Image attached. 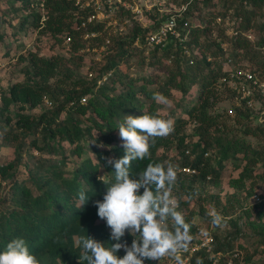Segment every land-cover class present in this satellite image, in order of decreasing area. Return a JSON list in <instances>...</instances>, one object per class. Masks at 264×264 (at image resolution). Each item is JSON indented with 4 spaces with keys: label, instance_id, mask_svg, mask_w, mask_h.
I'll use <instances>...</instances> for the list:
<instances>
[{
    "label": "trees",
    "instance_id": "trees-1",
    "mask_svg": "<svg viewBox=\"0 0 264 264\" xmlns=\"http://www.w3.org/2000/svg\"><path fill=\"white\" fill-rule=\"evenodd\" d=\"M8 1L12 5L10 12L21 9L32 14L22 19L16 31L24 32L31 21L40 34H52L56 43L64 41L65 44L71 39L74 52L86 48L88 41L84 40V33L78 28L88 13L78 11L76 0ZM16 3L19 8H15ZM227 17L236 21L238 35L233 39H229L223 27L216 26L217 19ZM3 19L6 18L3 17L0 23H5ZM257 19L263 20L259 23V31L264 34V0H201L189 8L182 21L188 26L190 36L185 49L172 48L164 50L161 55L155 50L148 60L143 53L139 70L136 71L128 65L133 55L129 53V48L135 45L140 32L146 36L158 27V22L144 30L135 29L129 40L114 42L113 46L118 52L110 57L111 61L92 84L75 72L63 73L66 67L61 57L44 58L31 53L24 71L25 81L6 90L0 87V132L15 154L12 162L5 165L0 162V253L6 250L9 242L23 238L30 252L41 259L42 264H87L80 261L81 249L76 247L78 238L89 236L106 247L116 243L111 239V229L105 220L99 218L95 206L96 201H103L107 191V185L98 177L105 176L107 181L115 182V168L108 164L107 159L118 160L126 153L118 138V126L124 122L125 116L159 113L161 118L169 119L161 114V107L153 95L160 93L167 98L173 91L189 99L177 104L187 121L172 115L170 119L175 121L174 133L167 138H158L151 148V159L132 161L130 171L132 177L136 178L149 163L164 162L195 170L194 175H178L173 191L178 198L177 211L184 215L190 225L192 242L197 240L199 233L193 224L194 213L189 211V203L197 195L205 193L208 185L220 186L223 179L229 176V186L242 190L248 181L253 182L259 176L255 171L258 165L262 170L261 175L264 174V147L256 149L250 142V138H264V123L260 122L264 120V115L256 117L252 109L245 107L234 116V123L240 129L237 127L233 130L228 128L227 119L221 115H211L208 110L212 107L209 102H217L219 88H227L221 84V79L228 76L224 72L228 59L232 60L233 65H238L242 56L244 60L258 64L252 69L253 72L264 71V61L258 59L259 51L256 53L246 37L258 24ZM89 32L101 34L104 26L93 25ZM213 35L217 39H212ZM4 37L0 32V41ZM227 40L231 44L228 57L222 49V43ZM262 40L261 47L264 38ZM115 61L127 64L128 69L130 67L131 71L137 73L145 71L147 65L151 66L161 72L163 80H159L160 75L156 80L153 75L135 80L130 78V73L120 72L113 65ZM109 72H112L111 78L103 83L104 86L100 85V80ZM51 80L54 83H50ZM141 80L143 84H139ZM149 83L160 85L152 90ZM196 88L197 99H192ZM115 90L118 92L116 95ZM46 100L51 107L54 106L52 111H44L40 115L27 113V110L39 109ZM12 107L19 110L14 114L16 122L11 116ZM254 120L259 122L253 125ZM191 121L199 124L195 130L198 137L196 142L180 136L187 122ZM66 145L71 149L69 153ZM172 150H178L180 159L168 157ZM161 151L163 155L159 153ZM43 154L48 157L43 158ZM24 155L30 157L28 161ZM73 156L80 160L76 170H70L68 166V163H76ZM21 167L24 170L21 171ZM27 171L28 176L21 179ZM81 191L89 199L82 207L79 202ZM143 191L141 189L139 194L142 195ZM185 196L188 197L187 202L183 200ZM248 196H252L251 190L246 193ZM254 210L257 217L264 221V203L256 204ZM247 215L250 219L251 212ZM237 222L234 224L236 227ZM168 225L171 229L170 219ZM251 226L260 229V245L253 253L244 254L242 260H235L234 264H264V222H252ZM211 236L214 250L204 249L195 253L189 264H196L198 258L203 260V264H214L219 253L224 255L219 263L227 264L236 251L244 248L237 242L238 237L232 234L224 238ZM57 238L60 243H54ZM134 239L130 233H126L121 243L126 241L130 247ZM117 255L123 258L126 252L121 249ZM255 255H262V260L254 262ZM144 264L165 263L145 260Z\"/></svg>",
    "mask_w": 264,
    "mask_h": 264
},
{
    "label": "rangeland",
    "instance_id": "rangeland-1",
    "mask_svg": "<svg viewBox=\"0 0 264 264\" xmlns=\"http://www.w3.org/2000/svg\"><path fill=\"white\" fill-rule=\"evenodd\" d=\"M91 1L93 0H82L81 3L85 5L87 2ZM188 1L189 0H170V3L174 5H180L187 3ZM200 1L201 0H193L191 6H194ZM152 3L153 2L146 3L144 1H137L136 5L139 7L141 14H133L130 12L128 14L120 13L111 15L107 20L105 32L98 36V40H89L88 43H86V48L81 49L79 52H74L69 43L64 44V41L56 43L55 37L50 33H46L45 35L40 34V30H36L33 27L31 21H29L30 24L27 23V27H25L24 32L16 31L15 28L19 26L22 19L28 17V14H31V11H21L20 9L16 12H10V9L12 8L10 2L8 0H0V21L3 17L6 18L3 19L5 23H0V32L5 36L3 40L0 41V87L6 90L16 83L25 81L24 71L27 67V59H29V55L31 53L39 54L44 58H53L56 56L61 57L65 62L66 67V70L63 73H66L67 71L75 72L81 79H84L86 82L92 84L97 76L102 72L106 64L111 61L110 57L114 56L118 52V50L114 48V42H118L122 39L129 40L133 37L135 29L140 28L144 30L156 24L159 15L156 10H149ZM18 6V3H16L15 8H19ZM45 19L46 17L44 16L43 21H45ZM256 22L258 24H255L253 29L247 34L252 37V40L249 41L256 53H258V51L260 53L258 59L264 61V53L262 54L261 52V43H263L262 39L264 38V34L263 32L259 31V23H262L263 20H258ZM141 34L142 33L140 32L139 36ZM212 39H217L216 35H213ZM229 39L231 38L229 37ZM82 42L85 41L82 40ZM223 43H226L227 45V51L225 53L228 57L229 54H231V44L229 40ZM142 47L143 44L141 47L134 45L133 47L129 48V53L133 55L130 58L128 65L130 67H134V70L136 71L139 70V64L143 56L142 54L144 53L148 60L151 58V53L153 52L150 51V55H147L146 52L148 50ZM118 64L119 63H117V61L113 63V65L116 66L120 72L122 71L124 73H130V78L132 77L135 80H138L142 76L143 79H146V77L150 75H153L152 77L155 78V80L158 78V75H160L159 80H163L161 72L155 70L151 66L145 65V71L143 70L142 72L137 73L133 70L131 71L129 66L128 69L127 64L125 63ZM226 64L228 66L227 69H232V66H234L233 64H228V61ZM239 64H246L247 66L245 67L249 69H254L256 66H258L256 63H251L247 60H244L242 56L240 57ZM77 67L80 68L79 71L77 70ZM262 71L263 70L259 71L257 74L260 79L264 81V71ZM143 82L144 81L141 80L139 81V84H143ZM50 83H54V81L51 80ZM158 85L160 84L149 83L148 86L150 89L155 90L158 88ZM102 86H104V84H102ZM197 90V88L193 90V94L191 96L192 99H197ZM217 93H219L217 102H214L213 100V102H209L210 105L212 104V107L210 106L208 109L209 113L214 116L221 115L224 119H227L228 128L236 130L238 127V129H240V126H237L234 123V116L239 110L245 109V106H239L237 104L230 87H220ZM114 94H118L117 90L114 91ZM187 98L188 97L183 96L177 91H173L172 95L167 97V99L170 101L168 105L159 104L161 107V114L170 118H172V115H178L187 121L188 118L185 116L183 110L177 106V104L183 102V99L185 101H189ZM53 108L54 106L48 107L47 105L43 104L37 110H27V113L40 115L44 113V111H52ZM18 111L19 110L14 107L11 108V116L14 118V122L17 120L14 114ZM263 111V103L256 100L253 108L254 115L256 117H262ZM258 122V120H254L252 124L256 125ZM198 125L199 124L194 123L193 121L187 122V126L184 128L183 133L180 134V136L184 135L187 141L191 140L196 142L198 137L195 130L198 129ZM118 138L119 142L124 145V141L120 138V135ZM250 142L256 147V149L264 147V138H250ZM65 148L67 153L71 151V149L68 148V145H66ZM33 153L38 155L34 150ZM159 153L161 155L164 154L162 151ZM40 156L42 157V155ZM46 157H48V155L43 154V158ZM168 157L170 159H180V153L178 150H172L168 154ZM14 158V149L4 142L0 132L1 164L5 165L10 163L14 160ZM24 158L26 161H28L30 157L28 155H24ZM60 158H62V156H60ZM73 159L76 160V163H68L70 170H76L80 164V160L76 159L75 156H73ZM20 170H24V167H21ZM255 171L257 174H259V176H257L253 182L252 180L248 181L245 188L242 190H237L236 188L229 186L228 182L231 177L229 176L228 178L223 179V181L220 183V186L208 185L204 189L205 193L197 195L189 203V211L194 213L193 224L197 228L199 238L210 235H219L220 237L224 238L225 236L232 234L233 237H238L237 242L240 245H243V251L245 254L253 253L254 249L260 245L261 238L258 237L260 229L253 228L251 223L255 222L260 224L264 222L257 217V212L254 210L256 204L253 202V197L255 195H258L264 199V174L261 175L262 170L259 165L256 167ZM27 176L28 171L25 172L20 178L25 179ZM227 176L228 174H226V177ZM250 190L252 192V196H248L247 198L246 193ZM172 196H174L178 201L177 195L174 191L172 192ZM183 200L187 202L188 197H183ZM262 203H264V200ZM202 210H204V212ZM249 211L251 212L250 219L247 215ZM212 212L219 213L222 216L223 227H216L212 224V216L209 215V213ZM235 222H237V227L234 225ZM236 229L239 231H236ZM263 248H261V250H263ZM262 258V255H255L253 261H259V259L262 260Z\"/></svg>",
    "mask_w": 264,
    "mask_h": 264
},
{
    "label": "clouds",
    "instance_id": "clouds-1",
    "mask_svg": "<svg viewBox=\"0 0 264 264\" xmlns=\"http://www.w3.org/2000/svg\"><path fill=\"white\" fill-rule=\"evenodd\" d=\"M153 99L157 104L170 103L160 93H155ZM118 130L126 153L118 160L107 159L108 164L115 168V182L107 181L105 176L98 177L107 185V191L103 201L95 203L99 218L106 221L111 229V239L116 243L106 247L89 236L80 237L76 243V247L81 249L80 261L87 264H144L145 260L169 258L175 264H185L182 253L189 251L193 236L184 215L177 211L176 198L172 196L178 175H181L178 174L180 168L184 167L170 162L149 163L137 175L138 178H133L130 171L132 161L151 159V148L158 138H167L174 133L175 121L161 118L159 113L140 117L129 115L119 124ZM141 189H144L142 195L139 194ZM88 200L86 193L81 191L80 206ZM209 215L214 226L223 227V218L219 213ZM126 233L135 238L130 247L126 241L121 243ZM54 243H60V239L57 238ZM121 249L126 252L123 258L117 255ZM0 264H42V261L30 252L23 238H17L0 253ZM196 264H203V260L198 258Z\"/></svg>",
    "mask_w": 264,
    "mask_h": 264
},
{
    "label": "built area",
    "instance_id": "built-area-1",
    "mask_svg": "<svg viewBox=\"0 0 264 264\" xmlns=\"http://www.w3.org/2000/svg\"><path fill=\"white\" fill-rule=\"evenodd\" d=\"M137 1H144L146 3L153 2L149 10H156L159 18L158 27L153 31L148 33L146 36H138L135 45L141 47L143 44L144 49L148 50L147 55H150V51H158V54L161 55L164 50H170L172 48L182 47L186 48L187 43L189 42V30L186 24H182V21L187 14L192 1L183 3L180 5H174L170 3V0H93L87 2L85 5L82 4V0H76L75 6L79 12L88 13L85 19L82 21L81 26L78 30H81L84 33V40L89 41L99 38L101 34L105 32L107 20L113 14L120 13H130L141 14L139 7L136 5ZM43 7V5H41ZM80 17V16H79ZM81 18V17H80ZM103 25L104 32L98 34L96 32H89L90 27L93 25ZM112 25V23H111ZM217 27H223L226 31V35L233 39L238 35L236 31V21L231 17L226 19H217ZM249 40H252L250 35H246ZM66 43L71 45L72 40L68 39ZM222 48L226 52L227 45L222 43ZM262 52L264 53V46L262 47ZM228 64H232V60H228ZM226 66V67H225ZM224 66V72L228 74L227 77L221 79V84H224L226 87H230L233 97L235 98L239 106L244 105L245 107L252 109L254 108L255 101H261L264 105V81L260 79L257 73L253 72L252 69L241 67V65H234L232 69H227V64ZM112 76V72H109L105 77L100 80L99 84L105 82L108 78ZM47 101V100H46ZM48 106L51 104L47 101ZM264 115V111H263ZM261 123H264V120H260ZM264 125V124H263ZM178 174L181 175H194L195 170L191 168H180ZM264 199L255 195L253 197L254 204H261ZM213 237L206 236L202 238H197L192 242L191 247L188 252L182 253L183 256H186L185 264H189L190 258L195 254L204 249H213ZM244 251H236L231 258L228 260L227 264H234L235 260H242L244 257ZM222 253L217 255V260L214 264H220L219 260L223 257ZM158 262H164L165 264H175L172 259L165 258Z\"/></svg>",
    "mask_w": 264,
    "mask_h": 264
}]
</instances>
